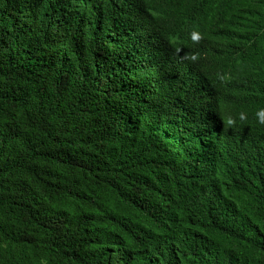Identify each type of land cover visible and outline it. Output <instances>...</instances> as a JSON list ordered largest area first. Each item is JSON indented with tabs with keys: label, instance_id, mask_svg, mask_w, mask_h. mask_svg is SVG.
<instances>
[{
	"label": "trees",
	"instance_id": "trees-1",
	"mask_svg": "<svg viewBox=\"0 0 264 264\" xmlns=\"http://www.w3.org/2000/svg\"><path fill=\"white\" fill-rule=\"evenodd\" d=\"M263 49L264 0H0V264H264Z\"/></svg>",
	"mask_w": 264,
	"mask_h": 264
},
{
	"label": "clouds",
	"instance_id": "clouds-1",
	"mask_svg": "<svg viewBox=\"0 0 264 264\" xmlns=\"http://www.w3.org/2000/svg\"><path fill=\"white\" fill-rule=\"evenodd\" d=\"M187 30L186 36L183 38L179 35L177 40V48L182 50L185 54V56L188 59H193V56L195 54V42H198L200 38H202L203 35L206 34L205 32V25L196 19L195 17L190 18L188 16L187 19ZM264 72V49L261 50V55L255 57V63L250 64L248 67L245 76L249 77H256ZM254 79V78H250ZM236 88H237V99L240 101H249L252 100L256 96L257 88L255 85L250 84L248 81L245 83L240 78L237 82ZM244 87V90H243ZM248 109L247 106L241 108L239 110V116L243 120H247L252 116V112H246ZM264 114V113H262Z\"/></svg>",
	"mask_w": 264,
	"mask_h": 264
}]
</instances>
